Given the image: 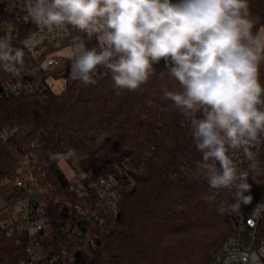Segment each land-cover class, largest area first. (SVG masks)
Returning <instances> with one entry per match:
<instances>
[{
	"label": "trees",
	"instance_id": "16d2710c",
	"mask_svg": "<svg viewBox=\"0 0 264 264\" xmlns=\"http://www.w3.org/2000/svg\"><path fill=\"white\" fill-rule=\"evenodd\" d=\"M27 2L0 0V36H7L14 48L24 47L40 27L16 17L19 10L26 12ZM247 14L254 31L264 30V0H248ZM77 37L86 47L97 43L74 30L62 50L72 47ZM24 59L22 75L33 69L26 52ZM70 64L65 58L59 71L39 79L34 91L0 99V136L7 135L6 141L0 140V197L9 204L27 195L38 200L49 233L45 244L54 253L59 244L70 243L64 225L75 224L78 209L97 201L93 194L77 195L78 177L92 182L111 178L133 159L140 171L123 182L117 209L105 212L103 221L72 245L69 264H208L236 235L235 214H220L215 203L204 199L209 188L197 166L200 153L192 143L189 118L163 98L162 89L180 90L177 82L161 62L135 91L115 89L104 69L97 72L95 84L85 86L70 78ZM21 78L0 70V90ZM52 79L67 84L57 92ZM68 149H75L77 156L53 155ZM18 180L25 181V189L15 187ZM248 194L257 198L253 189ZM229 198L224 191L217 194V202ZM2 223L0 264H20L26 249L6 236Z\"/></svg>",
	"mask_w": 264,
	"mask_h": 264
},
{
	"label": "clouds",
	"instance_id": "9594fccd",
	"mask_svg": "<svg viewBox=\"0 0 264 264\" xmlns=\"http://www.w3.org/2000/svg\"><path fill=\"white\" fill-rule=\"evenodd\" d=\"M247 7L248 0H29L26 15L49 32L71 26L95 37L93 47L80 37L73 45L69 75L85 86L104 69L115 89L135 91L162 62L180 89H162L163 98L189 118L200 153L204 199L220 214H237L253 200L249 177L264 175V34ZM24 69V50L0 36V70L18 77ZM221 191L230 198L217 202Z\"/></svg>",
	"mask_w": 264,
	"mask_h": 264
},
{
	"label": "built area",
	"instance_id": "2783aa9c",
	"mask_svg": "<svg viewBox=\"0 0 264 264\" xmlns=\"http://www.w3.org/2000/svg\"><path fill=\"white\" fill-rule=\"evenodd\" d=\"M1 9L9 12L6 6H2ZM16 17L28 19L23 9L16 13ZM72 31L74 29L71 26L52 32L40 26L22 47L24 52L30 55L33 69L26 70L24 75L21 74L22 78L16 84L2 87L0 99L20 97L34 91L42 76L58 69L65 59L61 54L63 44ZM0 140L6 141L7 135H1ZM260 157L264 160V151H261ZM136 165L135 160L128 159L122 164L117 176L102 178L98 182H92L81 175L78 177L74 187L77 195L84 197L93 194L97 201L88 209H78L75 224L73 221L64 225L62 230L67 234L70 243L67 246L59 244L58 250L54 253L45 244L49 233L46 230L42 205L30 195L13 200L9 205L15 216L11 222L2 223V227L9 239H15L16 246L26 249V256L19 263L69 264L74 249L72 245L80 238L84 239L85 234L91 233L103 221L105 212L117 209L123 182L134 178L140 171ZM249 183L255 194L257 192V198L246 205V210L241 208V211L235 214L236 235L222 244L208 264H264V175L250 176ZM15 187L25 189V181H16ZM224 192L230 196L229 192Z\"/></svg>",
	"mask_w": 264,
	"mask_h": 264
},
{
	"label": "rangeland",
	"instance_id": "374dc122",
	"mask_svg": "<svg viewBox=\"0 0 264 264\" xmlns=\"http://www.w3.org/2000/svg\"><path fill=\"white\" fill-rule=\"evenodd\" d=\"M262 34H264V30L260 31ZM74 52V47H69L66 49L62 50V55L67 58V59H71L72 55ZM60 68L53 70L54 71H59ZM51 72V73H52ZM67 84V81H65V79H58V80H51L50 81V85L53 87V89L55 91H61L65 88ZM62 169L65 172V174L71 178L72 177V173L70 172V170L64 165L62 164ZM11 202V201H10ZM15 216V213L13 211V209H10V205L9 202H5L3 198L0 197V220L3 223H7V222H11L12 218Z\"/></svg>",
	"mask_w": 264,
	"mask_h": 264
},
{
	"label": "water",
	"instance_id": "95a60500",
	"mask_svg": "<svg viewBox=\"0 0 264 264\" xmlns=\"http://www.w3.org/2000/svg\"><path fill=\"white\" fill-rule=\"evenodd\" d=\"M118 216H119V214H118Z\"/></svg>",
	"mask_w": 264,
	"mask_h": 264
}]
</instances>
